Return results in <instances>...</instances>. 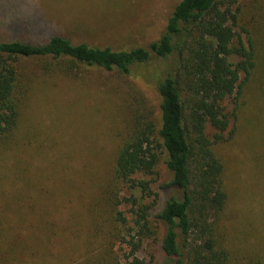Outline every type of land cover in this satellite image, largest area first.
Segmentation results:
<instances>
[{"label":"trees","instance_id":"obj_1","mask_svg":"<svg viewBox=\"0 0 264 264\" xmlns=\"http://www.w3.org/2000/svg\"><path fill=\"white\" fill-rule=\"evenodd\" d=\"M25 11L21 19L31 22L25 29L45 28L49 35L42 40L11 33L0 37V153L11 145L35 83L76 76L83 67L129 74L154 65L150 77L159 119L156 124L145 111L135 112L112 160L106 187L113 191L106 193L112 200L113 236L94 237L87 228L97 221L86 216L80 241L75 214L61 217L56 226L45 215H33L39 205L23 208L33 202L8 192L19 188L0 186V264H148L153 242L170 264H240L225 230L224 164L215 145L233 135V129L225 135L231 117L225 99L238 95L256 70L257 46L264 44L259 32L264 0H177L156 39L118 48L72 42L39 13L37 4ZM7 13L0 14L3 20L17 19ZM245 15L250 19L243 20ZM251 22L259 28L247 27ZM156 59L163 62L160 70ZM161 158L170 176L158 185L167 191L158 206L151 183ZM153 219L163 226L160 236ZM58 237L69 246L64 256L52 252ZM114 238L122 244L119 256L109 246Z\"/></svg>","mask_w":264,"mask_h":264},{"label":"rangeland","instance_id":"obj_2","mask_svg":"<svg viewBox=\"0 0 264 264\" xmlns=\"http://www.w3.org/2000/svg\"><path fill=\"white\" fill-rule=\"evenodd\" d=\"M176 1L12 0L11 5L0 2V14L7 11L9 17L17 16L6 21L0 15V37L11 33L36 40L46 38L49 30L28 31L25 28L31 22L21 19L35 3L55 30L72 42L113 48L147 45L162 31ZM247 18L245 15L243 20ZM246 26L259 28L258 23L255 27L252 22ZM260 29L262 42L264 27ZM258 45L254 74L244 82L238 95L233 93L224 101L225 110L231 112L225 135L230 129L233 135L215 145L224 164L225 230L240 264H264V44ZM155 64L159 70L163 67L160 60L156 59ZM153 67L150 63L129 74L83 67L76 76L38 80L29 93L10 147L0 153V186L6 191L19 188L8 192L33 202L23 208L33 210L34 205H39L33 215H45L56 226L62 223L61 217L75 214L77 222H81L80 241L86 232L82 226L86 216L97 221L87 228L94 237L115 235L109 213L112 200L106 193L111 189L110 185L106 187L110 184V166L131 129L135 112L145 111L158 124V94L150 77ZM243 75L240 73V78ZM206 130L213 132L209 125ZM156 172L151 187L158 192L161 206L167 191L158 185L170 176L163 158L158 161ZM86 187L88 192L84 193ZM153 223L160 236L163 226L154 219ZM56 239L52 252L64 256L69 246L60 237ZM109 246L119 256L122 244L116 238ZM148 249L153 253L148 264H170L157 243H151Z\"/></svg>","mask_w":264,"mask_h":264}]
</instances>
